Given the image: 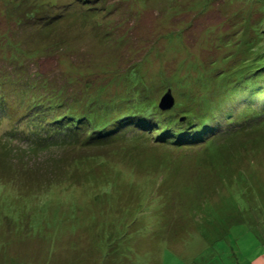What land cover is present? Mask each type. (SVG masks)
Instances as JSON below:
<instances>
[{"label": "rangeland", "instance_id": "obj_1", "mask_svg": "<svg viewBox=\"0 0 264 264\" xmlns=\"http://www.w3.org/2000/svg\"><path fill=\"white\" fill-rule=\"evenodd\" d=\"M52 1L59 7L40 10L33 21L17 26L20 11L15 8L24 7L0 0V103L11 111L9 119H0V163L9 143L36 155L32 167L46 163L49 169L22 175L14 165L8 169L13 177L1 170L4 180L0 171V264H264V135L249 136L264 131V77H259L264 70L258 71L264 69V0H92L107 11L96 16L94 6L95 16L86 22L74 0ZM61 12L65 15L47 35L44 24ZM227 33L231 36L225 39ZM241 59L245 76L258 71V79L248 86L234 78L228 89L217 73L232 72ZM133 66L140 68L156 98L165 84L175 86L179 95L173 107L180 101L182 107L174 110L181 116L209 115L203 110L212 104L221 111L223 103L216 104L221 94L233 112L245 87L251 90L243 102L249 105L247 113L236 120L244 112L240 108L220 128L219 122L214 124L209 139L189 145L191 151L172 165L162 159L165 148L157 142L132 149L138 143L124 140L142 139L141 129L125 132L122 127L117 136L127 138L112 135L99 152L117 166L101 165L83 175L69 157L62 166L63 150L25 120L26 112L19 107L23 92L27 100L41 89L37 82L42 86L44 81L50 91L65 89L68 99L93 97L108 103L126 96L128 81L120 77ZM133 73L135 69L127 74ZM111 103L101 109L113 117ZM245 117L256 119L245 128ZM224 132L229 133L220 137ZM229 138L235 145L228 147L235 152L213 154L210 146ZM117 150L126 152V159ZM135 151L142 161L139 167L128 160ZM150 164L165 167L161 185L145 179L153 174L140 172ZM165 176L170 182L162 181ZM141 185L152 187V194ZM120 219L125 223L117 231ZM119 238L125 239L124 245L116 244Z\"/></svg>", "mask_w": 264, "mask_h": 264}, {"label": "trees", "instance_id": "obj_2", "mask_svg": "<svg viewBox=\"0 0 264 264\" xmlns=\"http://www.w3.org/2000/svg\"><path fill=\"white\" fill-rule=\"evenodd\" d=\"M77 5H81L82 7V14L74 11L75 13H79L80 17L84 22L90 21V19L95 16L93 14V10H95L94 6H97L99 3L97 1L94 3L92 0H74ZM17 2V7H24L23 10L20 8H15V12L18 10L20 11V16L16 18V25L21 26L24 25L23 22H31L36 18L37 13L41 10L42 12H47L49 10L46 9H53L58 8V2H54L52 0H44V1H38V0H15ZM67 2H64L63 5H66ZM97 3V4H96ZM104 3V2H103ZM60 4V6H63ZM68 6V5H67ZM104 7V4H103ZM107 11V9L99 8V5L96 9V16L99 15V17L102 15L103 12ZM64 14V13H63ZM62 12L58 13L54 17H51L50 22H46L44 24L45 28L47 29V35H50L48 32H52L56 26L58 25V21H56L58 18H61L63 16ZM14 15V13H13ZM12 14L10 16L13 17ZM65 15V14H64ZM111 27H113L112 24H110ZM96 26L100 27L101 24L96 22ZM228 37L225 39H228L231 34L227 33ZM50 37V36H49ZM175 41L181 43V38H176ZM64 41H60V44H62ZM220 45L224 46L222 41L219 43ZM4 44H1L0 47H2ZM12 49H14L15 44L10 43L9 44ZM225 64H228L227 58L224 59ZM234 62V61H233ZM244 64L242 63V59L240 61H237L233 68H231L232 72H228L227 74L223 73H217L218 79L224 80L226 79L228 85V89H232L233 86V79L239 78V80L236 79V82H238V85L245 84V85H252L255 81H257L256 72L261 70V72L264 70L262 68L258 69V71H255L250 76L246 77L244 73ZM20 67V64L17 66V69ZM135 69L136 73H133L131 75H128L127 73ZM130 70H127L125 72V75L121 76V80H127L128 85L126 89V96L119 97L117 99H111L112 102L110 105L113 108V111L115 112V116L111 117L108 116L106 111L101 109V106L106 108L107 106L104 104V102H98L95 99L93 100V97L83 100V98L79 99L78 96H74L73 98L68 99L67 98V91L65 89H62L61 91L57 90H48L46 82H42L43 85L40 86V83L37 82V88H41L40 90L36 91L35 94H32L29 97V94L27 95V100H25L26 92H23L22 96L20 97L21 104H19L20 110L25 111V120H29L30 125L33 126L35 130L38 132H43L47 134L48 138H53L49 142H52L53 146L56 148H61L63 150V154L61 156V164L62 166H66L69 162L67 161L69 157L70 162L73 163L74 168H76L78 171H80L79 174L83 175V173H87L88 171H91L92 168H99L101 165H114V164H108L109 162H106V156L104 153L99 154L100 151H104L106 149V146L111 143V136L113 135L115 138H117V134L120 132V128H124L123 131L129 132V131H136L138 127H140L139 136L142 139H138L137 136H133L130 139L125 138L126 134H123L122 136L118 137L119 139H126L124 141L130 140V142L138 143L136 147H132V149L137 150L139 149V146L145 145V142L148 144L153 143L155 145V142L158 144L156 146H159L160 148H165L163 153L161 152L162 159L166 158V164L172 165L177 162V159L181 156L187 153V150L191 151L189 148V145L198 143V142H205L206 139H209L210 133H212L215 128L214 124H219L221 121L226 122L227 120H230L231 117L234 116V113L238 112V109L244 108L243 111L238 112V116L235 118L238 120L240 117H244L247 113V106H249L247 103H243L244 101H248L250 99V91H246V87L242 92L245 91V96L241 97V99H238L239 108L234 110L233 112L231 110H227V107L225 103H227L226 99H224L225 95H222L217 99L216 104H221V111H215V107L217 105H205L204 110L206 112H209L211 117H217L215 119L213 118H206V116H209L207 114H202L201 118H194L195 116H189V115H183L181 116L178 112H175L173 107L172 109L168 111H163L160 106V100L159 97H161V94H166L168 90L174 91V95H179V93L175 86H172L171 84H165L163 88H165L159 97H155V91L152 89V87L147 85L144 81V76L140 77V68L133 66ZM215 72V70H214ZM124 74V73H123ZM263 75L259 76L261 79L264 77ZM262 81V80H261ZM249 82V83H248ZM248 83V84H247ZM33 87V84L31 83V88ZM34 88V87H33ZM36 88V89H37ZM249 89V88H248ZM189 90V89H188ZM231 92V90H229ZM242 93L241 91H239ZM36 93H41L39 96L35 97ZM1 94V92H0ZM2 96V95H1ZM179 97V96H178ZM2 98L0 97V102ZM86 100V101H85ZM226 100V101H225ZM264 101V100H263ZM225 102V103H224ZM0 103V119H9L11 115V111H5L2 109ZM94 104V105H93ZM120 105H122V109L124 108L125 112H119L118 108H120ZM204 106V105H203ZM212 106V107H211ZM215 106V107H214ZM182 105L180 101L177 103V107L175 109L181 108ZM220 108V109H221ZM121 109V110H122ZM240 115V116H239ZM248 115H253L248 114ZM247 120L244 121L245 123L241 122L243 125H245V128L248 123L254 122L256 117L247 118ZM218 121H217V120ZM248 121V123H247ZM234 124V121L233 123ZM222 124L218 125L220 128ZM242 126V125H241ZM239 128V127H238ZM229 133V132H227ZM227 133L224 132L223 135L220 137L227 136ZM253 133L264 135V131L262 130H255L252 133L247 134V136L256 137ZM108 137H104V136ZM258 136V135H257ZM59 141V144H54L53 142ZM104 141H110L107 145H104L106 143H103ZM224 143V144H223ZM223 145H211L210 147L214 149V153L216 156L221 154L223 151H231L235 152V147L229 148L228 146L235 145V141L232 140V138H229L226 141H223ZM141 144V145H139ZM6 146L9 148L5 152V157L1 158L0 163V171L3 169H13L14 165L17 166L16 171H20V174L26 175V171L28 172H41L44 174L49 169L44 168V165L39 164L38 166L41 167H32V163L30 161L36 160L37 157H34L36 155L28 154V151H18L15 149L11 144L7 143ZM237 146V145H236ZM169 147V148H168ZM176 148V151L169 150L170 148ZM210 149V148H208ZM163 150V149H162ZM68 151H73V155H68ZM118 153L123 154L122 159H126L127 155L126 152L117 150ZM128 153L130 152L127 151ZM131 154V153H130ZM129 154V155H130ZM29 156V157H28ZM187 156V155H186ZM139 154L137 151L132 152L130 158L128 159L133 162H137V164H133V166L139 167L141 165V159L139 161ZM120 158V157H119ZM164 160V159H163ZM162 164L166 165L163 163ZM168 161H172L168 163ZM119 163H122V161H119ZM148 163V162H147ZM143 164V163H142ZM3 165V166H2ZM58 165V164H55ZM155 164H150L149 166H145V169L142 168L140 172L144 173L143 176L148 174H153L152 178L145 177L148 181H158L157 185L161 182L162 175H164L163 170L165 167H154ZM160 165V162L159 164ZM117 166V165H114ZM167 166V165H166ZM167 169V168H166ZM25 170V171H23ZM95 170V169H94ZM100 169H97L96 172H98ZM154 170H157L154 172ZM152 171V172H151ZM2 172V171H1ZM10 173L8 170L6 173ZM151 172V173H147ZM5 172H2L1 179L4 180V176L6 177ZM70 173V172H68ZM147 173V174H146ZM11 174V173H10ZM9 176V175H8ZM13 177L14 175H10ZM7 178V177H6ZM10 179V178H9ZM140 179L141 178H137ZM160 181V182H159ZM162 181H169L168 177L165 176V179ZM161 185V183H160ZM143 188L141 185V190L144 191V189L150 190L151 188V194H152V187H149L148 185H144ZM145 192V191H144ZM21 200H25L22 197H16ZM27 202V200H26ZM28 203V202H27ZM117 231L121 230L123 227V224L125 223L124 219L117 220ZM121 227V228H120ZM197 232V231H196ZM191 233L188 232L187 235H190ZM187 237V236H186ZM116 244L124 245L125 239L121 241V239L116 240ZM130 250V251H128ZM127 252L129 254H134L133 248L129 247ZM124 253V252H122ZM129 254L127 257H129ZM141 257V256H138Z\"/></svg>", "mask_w": 264, "mask_h": 264}, {"label": "water", "instance_id": "obj_3", "mask_svg": "<svg viewBox=\"0 0 264 264\" xmlns=\"http://www.w3.org/2000/svg\"><path fill=\"white\" fill-rule=\"evenodd\" d=\"M175 105V98L171 90H168L166 94L161 98L159 106L163 111H168Z\"/></svg>", "mask_w": 264, "mask_h": 264}, {"label": "clouds", "instance_id": "obj_4", "mask_svg": "<svg viewBox=\"0 0 264 264\" xmlns=\"http://www.w3.org/2000/svg\"><path fill=\"white\" fill-rule=\"evenodd\" d=\"M175 98V97H174Z\"/></svg>", "mask_w": 264, "mask_h": 264}]
</instances>
